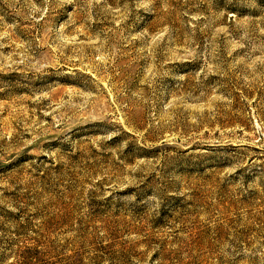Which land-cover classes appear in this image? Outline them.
Segmentation results:
<instances>
[{
	"label": "rangeland",
	"instance_id": "rangeland-1",
	"mask_svg": "<svg viewBox=\"0 0 264 264\" xmlns=\"http://www.w3.org/2000/svg\"><path fill=\"white\" fill-rule=\"evenodd\" d=\"M0 264H264V0H0Z\"/></svg>",
	"mask_w": 264,
	"mask_h": 264
}]
</instances>
